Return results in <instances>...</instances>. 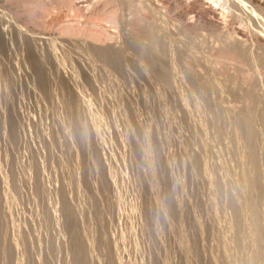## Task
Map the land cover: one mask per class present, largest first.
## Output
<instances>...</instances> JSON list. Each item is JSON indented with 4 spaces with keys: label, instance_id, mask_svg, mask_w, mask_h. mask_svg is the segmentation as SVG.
Listing matches in <instances>:
<instances>
[{
    "label": "rangeland",
    "instance_id": "374dc122",
    "mask_svg": "<svg viewBox=\"0 0 264 264\" xmlns=\"http://www.w3.org/2000/svg\"><path fill=\"white\" fill-rule=\"evenodd\" d=\"M227 1L230 2V0H0V264H235L236 262L244 264L238 262H244L243 260L246 264H254L257 252L264 256L263 245L262 248H258L261 250H258L247 241L248 239L242 242L245 245L241 243L240 246L236 245L234 231L231 228L233 220L229 218L230 216L233 219V213L231 214L232 210L229 208V211L226 206L229 197L236 195L239 189L245 190L242 186L246 187L248 185L246 183H250L255 177H258V181L262 179L259 183L264 181V159H262L264 152L260 154L262 150L264 151L262 147L264 146L262 131L264 112H259L264 109V31H262L264 0H240L244 4L245 12L236 8L234 10V6L229 5L231 2L227 4ZM206 4H212L215 10L212 11V6L210 8ZM90 9L93 11L91 12ZM250 15L254 16L255 21H251ZM165 36L168 39L163 40ZM234 37L240 40V45L244 42L241 47L245 46L243 48L245 51L236 48L237 43L235 45L233 43V40H236ZM52 38L54 40H51ZM66 39H75L76 43L75 40L65 43ZM179 39L183 40L179 42ZM224 39L226 43L223 42ZM167 40L171 42H168L169 46ZM156 41L161 45L155 44ZM174 41L184 46H179L178 49V43ZM192 41L197 46H202L197 48ZM150 43L157 45V49ZM192 43L198 50H194L193 45H189ZM229 45L233 50L225 48ZM163 48L164 56L160 52ZM157 53L160 55L158 56ZM239 55L241 57L243 55L244 60L248 58V61L242 62ZM162 56L165 58L163 59ZM190 56H193L191 60L187 59ZM246 56L248 57L245 58ZM252 57L254 62H259L254 63ZM232 59L235 60L232 62ZM199 65H202L201 68ZM179 74L186 78L181 76L183 78L180 80ZM215 79L217 81L212 82ZM183 80L189 86L183 84ZM184 86L188 90H184ZM195 99H198V105ZM203 102L204 106L201 105ZM207 106L210 110H206L205 113ZM227 108L228 112H226ZM202 113L206 115L203 116ZM211 114L214 116L211 117ZM225 114L228 115L224 116ZM229 114L233 116L230 117ZM254 114L255 117H251ZM258 114L260 118L263 115V120L261 118L263 122L258 120L259 117L257 119ZM228 116L234 117L233 121ZM208 118L210 120H207ZM218 118L219 121L215 120ZM209 121L212 123H208ZM215 121L221 122V125ZM222 121L226 124L224 125ZM255 121H260L262 125ZM206 124L209 130L206 129ZM213 125L217 132L214 131ZM259 125L262 129H258ZM247 126L250 128L248 129ZM251 126L256 128L253 129ZM230 127H235L232 128L231 133H229L232 131ZM251 128L256 132L253 136L255 137L256 134L258 136L254 145H257L258 149L259 146L262 148L256 150L255 147V152H260L259 155H254L255 163H258L256 167L260 169L256 168L258 170L249 173L250 164L253 165V162L244 155L248 151V148H245L248 143H244L247 142L246 131L252 132ZM218 129L226 130L229 134L225 131L223 135L222 131L219 136ZM234 129L239 134L237 137L240 141L236 140L237 134ZM212 130L214 132H211ZM238 130H241L243 137ZM207 131L210 133H206ZM208 134L215 136L210 137ZM226 135L234 136L232 138L234 141ZM243 139L246 142L242 143ZM257 140L261 144L257 143ZM234 142L240 144L233 145ZM222 143L226 144L225 147L231 144L232 149L221 147ZM238 146H241L242 150ZM229 150H233L235 154ZM213 152H219L220 155L226 153L223 154L225 157L218 155V158L220 157L221 160L225 158L226 161L232 155H235V158L237 156L239 160L232 156L231 159L234 160L230 159L228 162L232 161L234 164L238 162L236 166L245 163L244 169L243 166L241 169L237 166L238 170H235L236 166L233 163H227L237 172L233 175L232 168L226 167L225 160L221 163L220 159L215 158L216 161L213 159L216 154ZM259 160L262 162H258ZM261 163L263 167H260ZM216 165L219 171H212L214 167L216 169ZM223 167L226 169L224 170ZM227 170L228 172H225ZM229 170L230 174H228ZM243 173L248 174L249 178ZM254 174L255 176H252ZM237 176H242V180ZM228 178L231 183L235 181L233 185L229 183ZM236 178L239 179L238 182L244 179L245 181L240 182L242 184L240 185L236 183ZM217 180L222 181V184ZM223 184L228 185H224L228 192ZM259 185L263 189L264 187L262 184H257L259 195L262 194L260 198H264V192H260L264 190L260 189ZM232 186H236L238 190L233 189ZM223 188L226 191L224 193ZM216 190H222L221 194ZM233 190L236 192L231 195L230 192ZM241 190L236 196L246 197L245 191ZM215 191L222 196L218 197ZM226 193H230V196ZM116 199L119 200L117 203ZM263 200H261L260 214L264 217ZM218 202L221 203V207ZM219 212L224 214L222 216L225 219L220 217ZM245 215L242 218L244 221L242 225L248 229V225L251 226L252 223L246 215L247 221ZM220 219L223 221L220 222ZM227 223L232 226L229 227ZM227 226L228 230L231 228L230 231L227 230ZM220 227L224 229L226 227V230ZM247 229L243 230L245 235ZM228 234L230 237L227 236ZM227 237L229 240H226ZM231 237L234 240H231ZM221 241L225 242L221 243ZM232 241L234 244L229 245ZM248 242L252 247L246 246L249 245ZM226 245L232 247L234 251L228 249ZM243 246L244 250L240 252ZM246 247L251 253L245 251ZM252 248L256 253L251 251ZM229 251L232 253H228ZM234 252H238L239 254L236 255L239 256ZM221 253L226 254V257ZM240 254L246 255L243 257ZM231 255L235 256L233 261ZM251 258L253 261L250 260Z\"/></svg>",
    "mask_w": 264,
    "mask_h": 264
},
{
    "label": "bare ground",
    "instance_id": "6f19581e",
    "mask_svg": "<svg viewBox=\"0 0 264 264\" xmlns=\"http://www.w3.org/2000/svg\"><path fill=\"white\" fill-rule=\"evenodd\" d=\"M94 1H95V0H94ZM98 1H99V0H98ZM133 1H134V0H133ZM181 1H182V0H181ZM186 1H187V0H186ZM202 1H203V0H202ZM217 1H218V0H217ZM261 1H262V0H261ZM261 1H260V2H261ZM89 2H90V1H89ZM107 2H108V1H107ZM115 2H116V1H115ZM121 2H122V1H121ZM125 2H126V1H125ZM140 2H141V1H140ZM212 2H213V1H212ZM230 2H231V4H229V5H230V6L233 5V6H234V10H235V8L238 9V10H243V9H244V6H243L244 4H242V2H241L240 0H230ZM230 2L227 1V4L230 3ZM105 3H106V2H105ZM198 3H199V2H198ZM206 3H208V2L206 1ZM209 3H210V2H209ZM112 4H114V3H112ZM127 4H128V3H127ZM144 4H145V3H144ZM204 4H205V3H204ZM86 5H87V4H86ZM108 5H109V4H108ZM117 5H118V4H117ZM120 5H121V3H120ZM136 5H137V4H136ZM202 5H203V4H202ZM206 5H209V4H206ZM206 5H205V7H206ZM81 6H83V5H81ZM110 6H111V5H110ZM125 6H126V5H125ZM138 6H140V5H138ZM187 6H188V5H187ZM209 6H210V8H211L212 4L209 5ZM218 6H220V5L218 4ZM90 7H91V5H90ZM90 7H89V8H90ZM106 7H107V5H106ZM111 7H112V6H111ZM133 7H134V6H133ZM148 7H149V6H148ZM205 7H204V8H205ZM207 7H208V6H207ZM81 8H82V7H81ZM104 8H105V7H104ZM120 8H121V7H120ZM208 8H209V7H208ZM214 8H216V5H215ZM225 8H226V7H225ZM92 9H93V8H92ZM98 9H99V8H98ZM105 9H106V8H105ZM105 9H104V10H105ZM107 9H108V8H107ZM129 9H130V8H129ZM140 9H141V8H140ZM160 9H161V8H160ZM232 9H233V8H232ZM88 10H89V9H88ZM118 10H119V9H118ZM135 10H136V9H135ZM161 10H162V9H161ZM211 10H212V11L215 10V9H213V6H212ZM238 10H237V11H238ZM86 11H87V10H86ZM90 11L92 12L93 10L90 9ZM99 11H100V10H99ZM99 11H98V12H99ZM129 11L131 12V10H129ZM133 11H134V10H133ZM137 11H138V10H137ZM217 11H218V9H217ZM222 11H223V10H222ZM226 11H227V10H226ZM230 11H231V10H230ZM243 11H244V10H243ZM263 11H264V10H263ZM98 12H97V13H98ZM108 12H109V11H108ZM110 12H111V10H110ZM112 12L114 13L113 10H112ZM122 12H123V11H122ZM227 12H228V11H227ZM244 12H245V11H244ZM113 13H112V15H114ZM124 13H125V12H124ZM124 13H123V14H124ZM136 13H137V12H136ZM217 13H218V12H217ZM235 13H236V12H235ZM92 14H93V13H92ZM95 14H96V13H95ZM99 14H100V13H99ZM212 14H213V13H212ZM245 14H246V13H245ZM249 14H250V13H249ZM254 14H255V13H254ZM262 14H264V13H262ZM103 15H104V14H103ZM119 15H120V14H119ZM125 15H126V14H125ZM190 15H191V14H190ZM208 15H210V14H208ZM214 15H215V14H214ZM256 15H257V14H256ZM101 16H102V15H101ZM121 16H122V15H121ZM123 16H124V15H123ZM128 16H129V15H128ZM162 16H163V15H162ZM262 16H264V15H262ZM262 16H261V17H262ZM42 17H43V16H42ZM126 17H127V15H126ZM130 17H131V16H130ZM130 17H129V18H130ZM165 17H166V16H165ZM237 17H238V16H237ZM129 18H128V19H129ZM131 18H132V17H131ZM152 18H153V17H152ZM184 18H185V17H184ZM230 18H231V17H230ZM248 18H249V16H248ZM255 18H256V17H255ZM258 18H259V17H258ZM36 19H37V18H36ZM122 19H123V18H122ZM240 19H241V17H240ZM250 19H251V21H252V20L255 21L254 16L252 17V16L250 15ZM259 19H260V18H259ZM34 20H35V19H34ZM34 20H33V21H34ZM72 20H74V18H73ZM120 20H121V19H120ZM129 20H130V19H129ZM166 20H167V19H166ZM37 21H38V20H37ZM69 21H70V19H69ZM88 21H89V20H88ZM123 21H124V19H123ZM125 21H126V20H125ZM152 21H153V20H152ZM159 21H160V19H159ZM167 21H168V20H167ZM172 21H173V20H172ZM172 21H171V22H172ZM174 21H176V20H174ZM253 21H252V22H253ZM155 22H156V21H155ZM157 22H158V21H157ZM162 22H163V21H162ZM220 22H221V21H220ZM243 22L245 23L244 20H243ZM261 22H262V21H261ZM17 23H19V22H17ZM26 23H27V22H26ZM29 23H31L30 20H29ZM35 23H36V22H35ZM73 23H74V22H73ZM73 23H72V25H73ZM76 23H77V22H76ZM76 23H75V24H76ZM78 23L80 24V22H78ZM117 23H118V22H117ZM124 23H125V22H124ZM153 23H154V22H153ZM160 23H161V21L159 22V24H160ZM163 23H164V22H163ZM249 23H250V21H249ZM36 24H37V23H36ZM36 24H34V25H36ZM66 24H67V23H66ZM68 24H69V22H68ZM82 24H83V23H82ZM154 24H156V23H154ZM157 24H158V23H157ZM161 24H162V23H161ZM161 24H160V25H161ZM174 24H175V23H174ZM215 24H216V23H215ZM242 24H243V23H242ZM254 24H255V23H254ZM263 24H264V23H263ZM24 25H25V23H24ZM57 25H58V24H57ZM93 25H94V24H93ZM93 25H92V26H93ZM120 25H123V24H120ZM126 25H127V24H126ZM247 25H248V24H247ZM257 25H258V24H257ZM26 26H27V25H26ZM30 26H31V25H30ZM38 26H40V25H38ZM59 26H60V25H59ZM65 26H66V25H65ZM67 26H69V25H67ZM82 26H83V25H82ZM90 26H91V25H90ZM90 26H87V27L90 28ZM98 26H99V25H98ZM127 26H128V25H127ZM148 26H149V25H148ZM174 26H175V25H174ZM254 26H255V25H254ZM24 27H25V26H24ZM121 27H122V26H121ZM125 27H126V26H125ZM154 27H156V26H154ZM160 27H161V26H160ZM162 27H163V26H162ZM171 27H173V26H171ZM175 27H176V26H175ZM191 27H192V26H191ZM257 27H259V26H257ZM33 28H34V26H33ZM36 28H38V27H36ZM60 28H62V27H60ZM60 28H59V29H60ZM66 28H67V27H66ZM66 28H65V29H66ZM84 28H85V27H84ZM117 28H118V26H117ZM163 28H165V27H163ZM163 28H162V29H163ZM169 28H170V27H169ZM169 28H168V29H169ZM262 28H263V27H262ZM54 29H55V28H54ZM68 29H69V28H68ZM115 29H116V28H115ZM151 29H152V27H151ZM246 29H247V28H246ZM253 29H254V28H253ZM28 30H29V29H28ZM28 30H27V31H28ZM38 30H39V29H38ZM38 30H37V31H38ZM55 30H57V29H55ZM55 30H54V31H55ZM180 30H181V29H180ZM195 30H196V29H195ZM216 30H217V29H216ZM223 30H224V28H223ZM243 30H245V29H243ZM39 31H40V30H39ZM43 31H44V30H43ZM167 31H168V30H167ZM192 31H193V30H192ZM259 31H260V30H259ZM262 31H264V30H262ZM35 32H36V31H35ZM126 32H127V31H126ZM152 32H153V31H152ZM155 32H156V31H155ZM180 32H181V31H180ZM198 32H199V31H198ZM247 32H249V31H247ZM247 32H246V33H247ZM252 32H253V31H252ZM255 32H256V31H255ZM30 33H31V32H30ZM36 33H37V32H36ZM55 33H56V32H55ZM68 33H69V32H68ZM122 33H123V32H122ZM128 33H129V32H128ZM176 33H177V32H176ZM181 33H182V32H181ZM229 33H230V32H229ZM231 33H232V32H231ZM236 33H237V32H236ZM118 34H119V33H118ZM133 34H134V33H133ZM150 34H151V33H150ZM161 34H162V33H161ZM183 34H184V33H183ZM214 34H215V33H214ZM224 34L226 35V33H224ZM39 35H40V34H39ZM39 35H38V36H39ZM42 35H43V34H42ZM47 35H49V34H47ZM50 35H52V34H50ZM54 35H55V34H54ZM88 35H90V34H88ZM125 35H126V34H125ZM144 35H145V34H144ZM151 35H153V33H152ZM177 35H178V34H177ZM180 35H181V34H180ZM198 35H199V34H198ZM201 35H202V34H201ZM206 35H207V34H206ZM209 35H210V33H209ZM209 35H208V36H209ZM219 35H220V33H219ZM222 35H223V34H222ZM239 35H240V34H239ZM239 35H238V36H239ZM43 36H45V35H43ZM168 36H169V35H168ZM178 36H179V35H178ZM178 36H177V37H178ZM192 36H193V35H192ZM210 36H211V35H210ZM215 36H216V35H215ZM240 36H241V35H240ZM247 36H248V35H247ZM253 36H254V35H253ZM261 36H262V35H261ZM46 37H47V36H46ZM48 37H49V36H48ZM55 37H57V36H55ZM55 37H54V38H55ZM64 37H65V36H64ZM69 37H70V36H69ZM91 37H92V36H91ZM128 37H129V36H128ZM160 37H161V36H160ZM189 37H190V36H189ZM217 37L219 38V36H217ZM49 38H51V37H49ZM71 38H72V37H71ZM79 38H80V37H79ZM120 38H121V37H120ZM151 38H152V37H151ZM157 38H158V37H157ZM163 38H164V36H163ZM163 38H158V39H161V40H162ZM166 38H167V37L165 36V39H163V40H166ZM169 38L171 39V37H169ZM208 38H209V37H208ZM211 38H212V37H211ZM229 38H231V37H229ZM234 38H235V37H234ZM251 38H252V37H251ZM263 38H264V37H263ZM43 39H44V38H43ZM89 39H90V38H89ZM89 39H88V40H89ZM115 39H116V38H115ZM167 39H168V38H167ZM175 39H178V38H175ZM183 39H184V38H183ZM183 39H181V40H183ZM186 39H187V38H186ZM191 39H192V38H191ZM197 39H198V38H197ZM216 39H217V38H216ZM219 39H220V38H219ZM219 39H218V41H219ZM221 39H222V38H221ZM235 39H236V40H233V43H234V45H235L236 43L238 44V47H237V44H236V48H239V49H240L239 51H245V49H243L245 46H244L243 48L241 47L242 44L244 45V42L240 45V44H239V43H240V40H238L237 38H235ZM245 39H246V38H245ZM37 40H38V39H37ZM39 40H40V39H39ZM51 40H54V39L52 38ZM57 40H59V39H57ZM57 40H56V41H57ZM61 40H62V39H61ZM64 40H65V39H64ZM66 40H67V41H64V42H65V43H66V42L68 43V42H70L69 40H71V39H66ZM72 40H75V39H72ZM72 40H71V41H72ZM147 40H148V39H147ZM161 40H160V41H161ZM181 40L179 39V42H180ZM193 40H194V39H193ZM212 40H213V38H212ZM227 40H229V39H227ZM34 41H35V40H34ZM40 41H41V40H40ZM153 41H155V40L153 39ZM153 41H151V43H152ZM184 41H185V39H184ZM187 41H188V40H187ZM197 41H198V40H197ZM206 41H207V38H206ZM213 41H216V40H213ZM220 41H221V40H220ZM225 41H226V39L223 40L224 43H226ZM229 41H230V40H229ZM250 41H251V40H250ZM41 42H42V41H41ZM41 42H40V43H41ZM57 42H58V41H57ZM64 42H63V43H64ZM72 42H73V41H72ZM74 42L76 43V40H75ZM80 42H81V41H80ZM147 42H149V41H147ZM168 42H170V40H169V41L167 40L166 43L168 44ZM174 42H175V43H178L177 48H178L179 46L182 45V44H180V43L177 42V41H174ZM188 42H189V41H188ZM192 42H193V41H192ZM231 42H232V40H231ZM231 42H230V43H231ZM53 43H54V42H53ZM115 43H116V42H115ZM151 43H150V44H151ZM154 43L157 44V41L154 42ZM170 43H171V42H170ZM172 43H173V42H172ZM175 43H174V44H175ZM182 43H183V42H182ZM186 43H187V42H186ZM189 43H191V42H189ZM193 43L197 46V44H196L195 42H193ZM193 43H192V44H189V45H193V49H194V50H195V49L198 50L197 48L202 46V45L200 44V43H201V42H200L199 44H200L201 46H197V48H196L195 45H194ZM197 43H198V42H197ZM218 43H219V42H218ZM227 43H228V42H227ZM54 44H55V43H54ZM69 44H72V43H69ZM73 44H74V43H73ZM73 44H72V45H73ZM112 44H113V43H112ZM118 44H119V43H118ZM144 44H145V43H144ZM148 44H149V43H148ZM162 44H163V43H162ZM174 44H173V45H174ZM179 44H180V45H179ZM183 44H184V43H183ZM199 44H198V45H199ZM212 44H214V43H212ZM216 44H217V43H216ZM252 44H253V43H252ZM257 44H259V43H257ZM34 45H35V44H34ZM43 45H44V43H43ZM66 45H67V44H66ZM151 45H152V44H151ZM151 45H150V46H151ZM157 45H161V44L158 43ZM157 45H156V46H157ZM164 45H165V42H164ZM164 45H163V47H165ZM171 45H172V44H170V47H171ZM218 45H219V44H218ZM220 45H221V44H220ZM224 45H226V44H224ZM232 45H233V44L231 43V46H232ZM247 45H248V44H247ZM247 45H246V46H247ZM260 45H261V44H260ZM36 46H37V45H36ZM41 46H42V45H41ZM53 46H54V45H53ZM62 46H64V45H62ZM75 46H76V45H75ZM79 46H80V45H79ZM89 46H90V45H89ZM96 46H97V44H96ZM112 46H113V45H112ZM115 46H117V44H116ZM152 46H154V44H153ZM152 46H151V47H152ZM156 46H154V47H156ZM168 46H169V44H168ZM183 46H184V45H183ZM183 46H181V47H183ZM213 46H214V45H213ZM231 46L229 45V46H227V47H225V48H227L228 50H233V48L230 49ZM239 46H240L241 48H240ZM250 46H251V45H250ZM262 46H263V45H262ZM38 47H39V45H38ZM120 47H121V46H120ZM148 47H149V46H148ZM211 47H212V46H211ZM228 47H229V48H228ZM56 48H57V47H56ZM73 48H74V47H73ZM107 48H108V47H107ZM113 48H114V47H113ZM117 48H118V46H117ZM158 48H159V47H158ZM177 48H176V49H177ZM188 48H189V46H188ZM218 48H219V47H218ZM247 48H248V47H247ZM39 49H40V48H39ZM59 49H60V48H59ZM66 49H67V48H66ZM78 49H79V47H78ZM89 49H90V48H89ZM121 49H122V48H121ZM150 49H151V48H150ZM154 49H155V48H153V50H154ZM156 49H157V47H156ZM178 49H180V48H178ZM178 49H177V52H178ZM199 49H200V48H199ZM207 49H208V48H207ZM211 49H212V48H211ZM220 49H221V48H220ZM227 49H226V50H227ZM241 49H243V50H241ZM68 50H69V49H68ZM79 50H80V49H79ZM84 50L86 51V49H84ZM114 50H115V49H114ZM153 50H152V51H153ZM166 50H167V49H166ZM189 50H190V49H189ZM200 50H201V49H200ZM215 50L217 51L218 49H215ZM228 50H227V51H228ZM46 51H47V50H46ZM48 51H49V50H48ZM62 51H63V50H62ZM70 51H72V50L70 49ZM88 51H89V50H88ZM91 51H92V47H91ZM152 51H151V52H152ZM158 51H159V50H158ZM158 51H157V52H158ZM162 51H165L164 48H163V50H162V49L160 50V52H162ZM181 51H182V50H181ZM247 51H248V50H247ZM249 51H250V49H249ZM263 51H264V50H263ZM263 51H262V52H263ZM76 52H77V51H76ZM153 52H154V51H153ZM155 52H156V51H155ZM188 52H189V51H188ZM195 52H197V51H195ZM200 52H201V51H200ZM218 52H219V51H218ZM230 52H233V51H230ZM251 52H252V51H251ZM41 53H42V52H41ZM49 53H50V52H49ZM49 53H46V54H49ZM62 53H63V52H62ZM66 53H67V52H66ZM69 53H70V52H69ZM78 53H79V51H78ZM82 53H84V52L82 51ZM88 53H90V52H88ZM93 53H94V52H93ZM220 53H221V52H220ZM226 53H227V52H226ZM226 53H225V54H226ZM239 53H241V52H239ZM247 53H248V52H247ZM263 53H264V52H263ZM38 54H39V53H38ZM42 54H43V53H42ZM70 54H71V53H70ZM74 54H75V53H74ZM76 54H77V53H76ZM76 54H75V55H76ZM79 54H80V53H79ZM84 54H86V53H84ZM158 54H159V53H157V55H158ZM162 54H163V56H164L165 53L162 52ZM162 54H161V55H162ZM175 54H176V53H175ZM182 54H183V51H182ZM186 54H187V53H186ZM186 54H185V55H186ZM194 54H195V53H194ZM202 54H203V53H202ZM211 54H212V53H211ZM211 54H210V55H211ZM249 54H250V53H249ZM44 55H45V54H44ZM49 55H50V54H49ZM63 55H64V54H63ZM72 55H73V54H72ZM154 55H155V54H154ZM157 55H156V56H157ZM159 55H160V54H159ZM159 55H158V56H159ZM167 55H168V54H167ZM187 55H188V54H187ZM190 55H191V53H190ZM197 55H198V54H197ZM199 55H200V54H199ZM206 55H207V54H206ZM212 55H213V54H212ZM231 55H232V54H231ZM235 55H236V54H235ZM243 55H244V54H243ZM243 55H242V57H241V55H239V56L241 57L242 62H243V61L245 62V60L248 61V58H247L248 56L245 57V58H247V59H245V60L242 59V58H243ZM80 56H81V55H80ZM80 56H76V57L78 58V57H80ZM92 56H93V55H92ZM163 56H162V58H163ZM172 56H175V55L172 54ZM220 56H221V54H220ZM228 56H229V55H228ZM263 56H264V55H263ZM45 57H46V56H45ZM45 57H44V58H45ZM53 57H54V56H53ZM82 57H84V55H83ZM86 57H87V56H86ZM160 57H161V56H160ZM191 57H193V56H190V57L187 58V59H190ZM196 57H197V56H196ZM232 57H233V56H232ZM235 57H236V56H235ZM235 57H234V58H235ZM80 58H81V57H80ZM164 58H165V57H164ZM164 58H163V59H164ZM169 58H170V57H169ZM229 58H230V57H229ZM252 58H253V57H252ZM252 58H251L250 60H252ZM263 58H264V57H263ZM174 59H176V58H174ZM187 59H186V60H187ZM209 59H210V58H209ZM258 59H259V57H258ZM63 60H64V59H63ZM68 60H69V59H67V62H69ZM78 60H79V59H78ZM157 60H158V59H157ZM178 60H181V59H178ZM190 60H191V59H190ZM194 60H195V59H194ZM196 60H198V59H196ZM228 60H229V59H228ZM233 60H235V59H232V62H233ZM41 61H42V60H41ZM71 61H72V60H71ZM188 61H189V60H188ZM192 61H193V60H192ZM201 61H202V60H201ZM229 61H230V60H229ZM247 61H246V62H247ZM255 61H256V60H255ZM260 61H261V58H260ZM160 62H161V61H160ZM170 62H171V61H170ZM173 62L175 63V61H173ZM183 62H185V61H183ZM235 62H236V61H235ZM250 62H252V61H250ZM253 62H254V58H253ZM253 62H252L251 64H253ZM258 62H259V61H258ZM258 62H254V63H258ZM165 63H166V62H165ZM171 63H172V62H171ZM174 63H173V64H174ZM177 63H178V62H177ZM189 63H192V62H189ZM196 63H197V62H196ZM228 63H229V62H228ZM248 63H249V62H248ZM248 63H247V64H248ZM261 63H262V62H261ZM261 63H259V64H261ZM44 64H45V63H44ZM47 64H48V63H47ZM59 64H60V63H59ZM178 64H179V63H178ZM206 64H207V63H206ZM213 64H214V63H213ZM232 64H234V63H232ZM236 64H237V63H236ZM240 64H241V63H240ZM259 64H257V66H259ZM263 64H264V63H263ZM170 65H171V64H170ZM182 65H183V64H182ZM196 65H197V64H196ZM234 65H235V64H234ZM249 65H250V64H249ZM255 65H256V64H255ZM183 66H184V65H183ZM199 66H200V65H199ZM201 66H202V65H201ZM201 66H200V68H201ZM223 66H224V65H223ZM223 66H222V67H223ZM235 66H236V65H235ZM250 66H251V65H250ZM250 66H249V67H250ZM257 66H256V67H257ZM192 67H193V65H192ZM192 67H191V68H192ZM195 67H196V66H195ZM244 67H246V66H244ZM252 67H253V66H252ZM254 67H255V66H254ZM54 68H55V67H54ZM54 68H53V69H54ZM69 68H70V67H69ZM69 68H67V69H69ZM76 68H77V66H76ZM162 68H163V67H162ZM176 68H177V66H176ZM240 68H241V66H240ZM257 68H258V67H257ZM263 68H264V67H263ZM206 69H207V68H206ZM232 69H233V68H232ZM248 69H250V68H247V70H248ZM49 70H50V69H49ZM185 70H186V69H185ZM191 70H192V69H191ZM202 70H203V69H202ZM208 70H209V69H208ZM245 70H246V69H245ZM258 70H259V69H258ZM203 71H204V70H203ZM203 71H201V72H203ZM254 71H255V70H254ZM261 71H262V70H261ZM261 71H260L259 73H261ZM54 72H55V71H54ZM178 72H179V71H178ZM205 72H206V70H205ZM247 72H248V71H247ZM203 73H204V72H203ZM215 73H216V72H215ZM256 73H257V72H256ZM256 73H255V74H256ZM263 73H264V72H263ZM74 74H75V73H74ZM79 74H80V73H79ZM177 74H178V73H177ZM180 74H181V73H180ZM180 74H179V75H180ZM184 74H186V73L184 72ZM238 74H239V73H238ZM248 74H249V73H248ZM52 75H53V74H52ZM186 75H187V74H186ZM196 75H197V73H196ZM228 75H229V74H228ZM242 75H243V74H242ZM78 76H79V75H78ZM181 76L184 77V75H180V77H178L180 80L183 78V77L181 78ZM187 76H188V75H187ZM194 76H195V75H194ZM211 76H212V74H211ZM213 76H214V75H213ZM231 76H233V75H231ZM246 76H247V75H246ZM195 77H196V76H195ZM220 77H221V76H220ZM224 77H225V76H224ZM227 77H228V76H227ZM227 77H226V78H227ZM243 77H245V76L243 75ZM74 78H75V77H74ZM74 78H73V79H74ZM184 78H186V77H184ZM193 78H194V77H193ZM216 78H217V77H216ZM234 78H235V77H234ZM249 78H250V76H249ZM255 78H256V77H255ZM73 79L71 80V83H72ZM189 79H190V77H189ZM263 79H264V78H263ZM167 80H168V79H167ZM172 80H173V79H172ZM174 80H175V79H174ZM195 80H196V78H195ZM220 80H221V79H220ZM231 80H232V79H230V81H231ZM75 81H76V80H75ZM80 81H81V79H80ZM82 81H83V80H82ZM202 81H203V80H202ZM216 81H217V79H215V81H212V82H216ZM224 81H225V80H224ZM234 81H235V80H234ZM247 81H248V80H247ZM254 81H255V80H254ZM179 82H180V81H179ZM203 82H204V81H203ZM203 82H202V83H203ZM222 82H223V81H222ZM238 82H240V80H239ZM258 82H259V81H258ZM260 82H261V81H260ZM77 83H78V81H77ZM181 83H182V81H181ZM199 83H200V81H199ZM202 83H201V84H202ZM206 83H207V81H206ZM206 83H205V84H206ZM217 83H219V81H218ZM230 83H231V82H230ZM246 83H247V82H246ZM250 83H251V82H250ZM263 83H264V82H263ZM72 84H73V83H72ZM81 84H82V83H81ZM183 84L186 85V83L184 82V80H183ZM183 84H181V85L183 86ZM205 84H204V85H205ZM213 84H215V83H213ZM220 84H221V83H220ZM78 85H79V84H78ZM82 85H83V84H82ZM191 85H192V84H191ZM217 85H218V84H217ZM245 85H246V84H245ZM252 85H253V84H252ZM74 86H75V85H74ZM182 86H181V87H182ZM186 86H189V85L187 84ZM213 86H215V85H213ZM235 86H236V85H235ZM237 86H238V84H237ZM256 86H257V85H256ZM178 87H179V86H178ZM181 87H180V90H181ZM184 87H185V86H184ZM184 87H183V88H184ZM209 87H210V86H209ZM218 87H219V85H218ZM223 87H224V86H223ZM243 87H244V86H243ZM250 87H251V86H250ZM165 88H166V87H165ZM173 88H174V87H173ZM189 88H190V87H189ZM216 88H217V86H216ZM248 88H249V87H248ZM255 88H257V87H255ZM74 89H75V88H74ZM87 89H88V88H87ZM178 89H179V88H177V90H178ZM207 89H209V88H207ZM219 89H220V87H219ZM219 89H218V92H219ZM222 89H223V88H222ZM225 89H226V88H225ZM249 89H250V88H249ZM257 89H258V88H257ZM80 90H81V89H80ZM85 90H86V89H85ZM169 90H170V89H169ZM177 90H176V91H177ZM184 90H188V89H186V87H185ZM189 90H191V89H189ZM192 90H193V85H192ZM228 90H229V89H228ZM233 90H235V89H233ZM241 90H243V89H241ZM172 91H173V90H172ZM181 91H182V90H181ZM247 91H248V90H247ZM75 92H76V91H75ZM170 92H171V91H170ZM182 92H183V91H182ZM187 92H188V91H187ZM189 92H192V91H189ZM214 92H216V91H214ZM225 92H226V91H225ZM242 92H244V91H242ZM250 92H251V91H250ZM259 92H260V91H259ZM83 93H84V92H83ZM174 93H175V92H174ZM183 93H185V92H183ZM183 93H182V94H183ZM230 93H232V92H230ZM255 93H256V92H255ZM190 94H191V93H190ZM244 94H245V93H244ZM249 94H250V93H249ZM81 95H82V94H81ZM216 95H217V94H216ZM225 95H226V94H225ZM227 95H228V94H227ZM231 95H232V94H231ZM246 95H247V94H246ZM263 95H264V94H263ZM263 95H262V96H263ZM85 96H87V95H85ZM190 96H191V95H190ZM190 96H189V97H190ZM193 96H194V95H193ZM198 96H199V95H198ZM217 96H218V95H217ZM229 96H230V95H229ZM215 97H216V96H215ZM227 97H228V96H227ZM231 97H232V96H231ZM236 97H237V96H236ZM242 97H244V96H242ZM242 97H241V98H242ZM255 97H256V96H255ZM263 97H264V96H263ZM180 98H181V97H180ZM183 98H184V97H183ZM183 98H182V99H183ZM186 98H187V97H186ZM199 98H200V97H199ZM199 98H198V99H199ZM211 98H212V97H211ZM222 98H223V97H222ZM241 98H240V99H241ZM260 98H262L261 95H260ZM260 98H258V99L260 100ZM191 99H192V98H191ZM198 99H195V100H196V103H197V100H198ZM202 99H203V98H202ZM213 99H215V98H213ZM234 99H235V98H234ZM234 99H232V100H234ZM249 99H250V98H249ZM252 99H254V98H252ZM256 99H257V98H256ZM262 99H263V98H262ZM262 99H261V101H262ZM242 100H244V99H242ZM246 100H247V98H246ZM250 100H251V99H250ZM84 101H86V100H84ZM188 101H189V100H188ZM213 101H214V100H212V102H213ZM222 101H223V99H222ZM234 101H236V100H234ZM251 101H252V100H251ZM263 101H264V100H263ZM199 102H200V101H199ZM219 102H220V101H219ZM225 102H226V101H225ZM225 102H223V103H225ZM237 102H238V101H237ZM244 102H245V101H244ZM253 102H254V100H253ZM183 103H184V102H183ZM194 103H195V102H194ZM213 103H214V102H213ZM226 103H227V102H226ZM260 103H261V102H260ZM88 104H89V103H88ZM184 104H185V103H184ZM191 104H192V103H191ZM198 104H199V103H197L196 105H198ZM203 104H204V102H203L201 105H203ZM206 104H208V103H206ZM209 104H210V103H209ZM215 104H216V103H215ZM220 104H222V103H220ZM228 104H229V103H228ZM240 104H241V103H240ZM243 104H244V103H243ZM263 104H264V103H263ZM186 105H187V104H186ZM218 105H219V104H218ZM225 105H226V104H225ZM250 105H251V104H250ZM190 106H191V105H190ZM192 106H193V105H192ZM203 106H204V105H203ZM220 106H221V105H220ZM222 106H223V105H222ZM222 106H221V107H222ZM231 106H234V105H231ZM240 106H241V105H240ZM244 106H245V105H244ZM251 106H252V105H251ZM251 106H250V107H251ZM260 106H261V105H260ZM199 107H200V106H199ZM213 107H215V105H214ZM247 107H248V106H247ZM254 107H256V106H254ZM258 107H259V106H258ZM258 107H257V108H258ZM262 107H263V105H262ZM200 108H201V107H200ZM204 108H205V107H204ZM206 108H207V109H205V113H206V110H210V108H208V106H207ZM216 108H217V107H216ZM234 108H235V106H234ZM260 108H261V107H260ZM218 109H219V108H218ZM235 109H236V108H235ZM197 110H198V109H197ZM203 110H204V109H203ZM239 110H240V109H239ZM263 110H264V109L262 108V111H259V112H264ZM194 111H195V110H194ZM211 111H212V110H211ZM231 111H232V110H231ZM195 112H196V111H195ZM208 112H209V111H208ZM221 112H222V111H221ZM226 112H228V108H227V111H226ZM229 112H230V111H229ZM233 112H235V110H233ZM241 112H242V111H241ZM243 112H244V111H243ZM243 112H242V113H243ZM205 113H204V114L202 113L203 116L206 115ZM210 113H212V112H210ZM224 113H225V112H224ZM231 113H232V112H231ZM231 113H230V114H231ZM254 113H255V112H254ZM90 114H91V113H90ZM195 114H196V113H195ZM207 114H208V113H207ZM212 114H213V113H212ZM212 114H211V117L214 116V115H212ZM214 114H215V117H216V116H217V115H216V114H217V111H216V113L214 112ZM219 114H221V113H219ZM230 114H229L230 117L233 116V115H230ZM96 115H97V114H96ZM208 115H210V114H208ZM208 115H207V116H208ZM227 115H228V114H225L224 116H227ZM242 115H243V114H242ZM246 115H247V113H246ZM256 115H257V113H256ZM260 115H261V114H260ZM263 115H264V113H263ZM263 115H261V118L263 117ZM198 116H199V115H198ZM201 116H202V115H201ZM203 116H202V117H203ZM218 116H219V115H218ZM229 116H228V117H229ZM238 116H239V115H238ZM99 117H101V116H99ZM199 117H200V116H199ZM215 117H214V118H215ZM230 117H229V119H230L231 121H233L232 118H234L235 115H234V117H232V118H230ZM248 117H249V115H248ZM248 117H247V118H248ZM251 117H255V114H254L253 116H251ZM258 117L260 118L259 114H258V116H257V119H258ZM94 118H95V117H94ZM204 118H205V117H204ZM220 118H221V116H220ZM224 118H225V117H224ZM261 118L258 119V120H261ZM91 119H92V118H91ZM199 119H201V117H200ZM221 119H222V118H221ZM221 119H220V120H221ZM225 119L228 120V118H225ZM240 119H242V117H241ZM250 119H251V118H250ZM203 120H204V119H203ZM207 120H210V119L208 118ZM211 120H212V118H211ZM215 120H218V121H219V118H218V119H215ZM223 120H224V119H223ZM235 120H237V119H235ZM243 120H244V119H243ZM262 120H263V118H262ZM262 120H261V122H263ZM200 121H201V120H200ZM204 121H205V120H204ZM212 121H214V119H213ZM218 121H215V122H218ZM237 121H239V120H237ZM250 121H252V120H250ZM253 121H254V119H253ZM95 122H96V121H95ZM97 122H98V121H97ZM215 122H214V123H215ZM223 122H225V121H222V123H223ZM227 122H228V121H227ZM234 122H235V121H234ZM255 122H260V121H255ZM261 122H260V124H261ZM199 123H202V122H199ZM205 123H206V122H205ZM208 123H212V122L209 121ZM208 123H207V124H208ZM218 123H219V122H218ZM231 123L233 124V122H231ZM231 123H230V126L232 125ZM252 123H254V122H252ZM263 123H264V122H263ZM102 124H103V123H102ZM193 124H194V122H193ZM207 124H206V126H207ZM223 124H224V123H223ZM225 124H226V123H225ZM225 124H224V125H225ZM227 124H228V123H227ZM239 124H241V123L239 122ZM239 124L237 123V126H238ZM254 124H255V123H254ZM256 124H257V123H256ZM106 125H108V124H106ZM203 125H204V124H203ZM209 125L212 126V124H209ZM219 125H221V122L219 123ZM241 125H242V124H241ZM261 125H262V124H261ZM211 126H210V128H212ZM215 126H217V125L215 124ZM222 126H223V125H222ZM222 126H221V127H222ZM243 126H244V125H243ZM255 126H256V125H255ZM94 127H96V126H94ZM200 127H201V126H200ZM213 127H214V125H213ZM224 127H225V126H224ZM235 127H236V126H235ZM235 127H232V128H235ZM239 127H240V126H239ZM247 127H248V126H247ZM251 127H252V126H251ZM259 127H260V125H259ZM98 128H100V127H98ZM101 128H102V127H101ZM108 128H109V125H108ZM215 128H216V127H214V131L217 132V129L215 130ZM226 128H227V126H226ZM226 128H225V129H226ZM230 128H231V127H230ZM232 128H231V130H232ZM241 128H242V126H241ZM244 128H245V127H244ZM249 128H250V127H248V129H249ZM252 128H253V127H252ZM252 128H251V130H252ZM255 128H256V127H254L253 129H255ZM262 128H263L262 131L264 132V125L262 126ZM262 128L260 127V128H258V129H262ZM67 129H68V128H67ZM69 129H70V128H69ZM87 129H88V128H87ZM95 129H96V128H95ZM103 129H104V128H103ZM105 129H106V126H105ZM206 129H208V126H207ZM212 129H213V128H212ZM222 129H224V128H222ZM237 129H239V128H237ZM237 129H236V130H237ZM242 129H243V128H242ZM246 129H247V128H246ZM101 130H102V129H101ZM204 130H205V129H204ZM208 130H209V129H208ZM228 130H229V128L227 129V131H228ZM256 130H257V129H256ZM256 130H255V131H256ZM61 131H62V130H61ZM70 131H71V130H70ZM70 131H68V132H70ZM74 131H75V130H74ZM102 131H103V130H102ZM102 131H101V132H102ZM214 131L212 130L211 132H214ZM222 131L224 132V133H222V134L224 135L226 130H225V131L222 130ZM222 131H220V129H218V133H217V135H218L219 133H221ZM227 131H226V133H227ZM234 131H235V129H234ZM239 131H240L241 136H242L243 134H242L241 130H238V132H239ZM262 131H261V132H262ZM64 132H65V131H64ZM66 132H67V131H66ZM72 132H73V131H72ZM95 132H96V130H95ZM101 132H99V133H101ZM105 132H106V131H104V133H105ZM208 132H209V131H207L206 133H208ZM231 132H233V130L230 131L229 133H231ZM235 132H236V131H235ZM246 132H247V138H246L245 136H244V137L247 139V142L245 141V139H243L244 141L242 140V143H244V142H246V143H244V144H247V143H248V146H247V145H245L246 147L244 146L245 148H248V151L246 152L247 154H244L245 152L243 153L242 151H240V152H242L244 155H247V156L250 158V161L253 162V165H252V163L250 164V165H251V166H250L251 169H249V173H250V172H255V169H256V168L260 169L258 166L256 167V164H258V163H255V160H254V155H259L258 153H259L260 151H259V152H255V147H257V145H254V143H255V140H256V138H257L258 136H257V134H256L257 137H256V136L254 137V136H253V133H256V132H253V130H252V132H251L250 130H248V131H246ZM257 132H259V131H257ZM104 133H103V135H104ZM209 133H210V132H209ZM229 133H227V134H229ZM243 133H244V132H243ZM101 134H102V133H101ZM101 134H100V135H101ZM214 134H215V133H214ZM233 134H234V133H233ZM235 134H237V132H236ZM245 134H246V133H245ZM103 135H102V136H103ZM208 135H210V134H208ZM217 135H216V136H217ZM254 135H255V134H254ZM263 135H264V134H263ZM263 135H259V136H263ZM70 136H71V135H70ZM70 136H69V137H70ZM104 136H106V135H104ZM214 136H215V135H214ZM214 136H213V134L210 135V137H214ZM219 136H220V134H219ZM219 136H218V137H219ZM226 136H227V135H226ZM226 136H225V137H226ZM232 136H233V135H232ZM235 136L237 137V136H239V134H237V135H235ZM241 136H240V137H241ZM71 137H72V136H71ZM208 137H209V136H208ZM227 137H229V136H227ZM227 137H226V138H227ZM233 137H234V136H233ZM233 137H229V138L232 139ZM240 137H239V138H240ZM242 137H243V136H242ZM199 138H200V137H199ZM206 138H207V137H206ZM103 139H104V138H103ZM110 139H111V138H110ZM209 139H210V143H212L211 138H209ZM224 139H225V138H224ZM227 139H228V138H227ZM241 139H242V138H241ZM257 139H258V138H257ZM261 139H262V138H261ZM206 140H207V139H206ZM229 140H230V139H229ZM232 140L234 141V139H232ZM236 140H239L238 137H237ZM236 140H235V141H236ZM263 140H264V137H263ZM226 141H227V140H226ZM226 141H224V142H226ZM239 141H240V140H239ZM257 141H258V140H257ZM260 141H261V140H260ZM213 142H215V139L213 140ZM229 142H231V141H229ZM72 143H73V142H72ZM114 143H115V142H114ZM208 143H209V142H208ZM219 143H220V142H219ZM231 143H232V142H231ZM234 143H235V142H234ZM234 143H233V145H236V144H237V143H235V144H234ZM257 143H259V141H258ZM263 143H264V141H263ZM263 143H262V144H263ZM216 144H217V142H216ZM223 144H224V143H222L221 147H222V146L225 147L226 144H227V142H226V144H224V145H223ZM239 144H240V142H239ZM239 144H237V145H239ZM244 144H242V145H244ZM255 144H256V143H255ZM259 144H261V142H260ZM259 144H258V145H259ZM204 145H205V144H204ZM210 145H211V144H210ZM213 145L215 146V144H213ZM213 145H212V146H213ZM218 146H220V144H219ZM230 146H231V144H229V145H228L227 147H225V148L227 149V148L229 147L230 149H232V148H231L232 146H231V147H230ZM233 147H234V146H233ZM238 147H240V149L242 150V147H241V146H238ZM244 147H243V148H244ZM260 147H261V146H259V149H260ZM262 147H264V146L262 145ZM262 147H261V148H262ZM219 148H220V147H219ZM225 148H224V149H225ZM245 148H244V149H245ZM68 149H69V148H68ZM214 149H216V148H214ZM214 149H213V150H214ZM220 149L223 150L222 148H220ZM240 149H239V150H240ZM244 149H243V150H244ZM259 149H258V147L256 148V150H259ZM211 150H212V149H211ZM213 150H212V151H213ZM217 151H218V147H217ZM227 151H228V150H227ZM229 151H230V150H229ZM234 151H235V147H234ZM234 151L232 150V151H230V152H233V154H235ZM68 152H69V151H68ZM225 152H226V151H225ZM262 152H264V151H263V150L261 151V153H260L261 155H262ZM69 153H70V152H69ZM69 153H68V154H69ZM213 153H214V152H213ZM215 153H216V152H215ZM215 153H214V154H215ZM218 153H219V152L216 153L217 156H216V154H215V156L213 155V156H214L213 159H215V158L220 159V157L218 158V155H220V153H222V151H221L219 154H218ZM255 153H256V154H255ZM223 154H226V153H223ZM223 154H221L222 157H225V156H223ZM229 154H230V153H229ZM237 154H238V153H236V155H237ZM243 154H240V155H243ZM72 155H73V154H72ZM203 155H204V154H203ZM208 155H209V154H208ZM221 155H220V156H221ZM230 155H232V153H231ZM261 155H260V156H261ZM232 156H234V158H235V155H232ZM232 156H231V157H232ZM77 157H78V156H77ZM211 157H212V155H211ZM222 157H221V158H222ZM228 157H230V156L228 155ZM231 157H230V159H231ZM238 157H239V155H238ZM202 158H203V156H202ZM204 158H205V157H204ZM207 158H208V157H207ZM234 158H232V159L234 160ZM236 158H237V156H236ZM236 158H235V159H236ZM256 158H257V156H256ZM258 158H260V157H258ZM78 159H79V158H78ZM78 159H77V160H78ZM114 159H115V158H114ZM211 159H212V158H211ZM230 159H229V160H230ZM232 159H231V160H232ZM237 159L239 160V158H237ZM260 159H261V158H260ZM262 159H264V156H262ZM222 160H225V158L222 159ZM222 160L220 159V161H219V160H218V161L221 162ZM229 160H228V161H229ZM238 160H237V161H238ZM213 161H214V160H213ZM215 161H216V159H215ZM228 161L225 160V162H224V163H226V165H227L226 167H228V168H232V167H229V166H228L227 163H230V162H228ZM256 161H257V160H256ZM200 162H201V160H200ZM222 162H223V161H222ZM222 162H221V163H222ZM234 162H235V161H234ZM239 162H241V161H239ZM243 162H244V161H242V163H243ZM258 162H262V161L259 160ZM232 163H233V162L231 161L230 164H232ZM242 163H241V164H242ZM111 164H112V163H110V165H111ZM114 164H115V163H114ZM114 164H113V165H114ZM198 164H199V163H198ZM207 164H208V163H207ZM218 164H220V163H218ZM230 164H229V165H230ZM233 164H234V163H233ZM235 164H238V162L235 163ZM235 164H234V165H235ZM210 165H211V164H210ZM223 165H224V164H223ZM244 165H245V163H244ZM244 165H242V166H243V169H244ZM248 165H249V164H248ZM213 166H215V165H213ZM224 166H225V165H224ZM232 166H233V165H232ZM235 166H236V165H235ZM237 166H238V165H237ZM237 166H236L235 170L237 169ZM242 166H240V164H239L238 167H240V169H241ZM252 166H253V167H252ZM111 167H112V166H111ZM209 167H210V166H209ZM220 167H221V166H220ZM226 167H225V168L223 167L224 170L226 169ZM260 167H263L262 163H261ZM204 168H205V167H204ZM218 168H219V167H217V165H216V169H215V167H214V169L212 170V168H211V170H212V171H215V170H217ZM248 168H249V167H248ZM248 168H247V169H248ZM252 168H253V169H252ZM221 169H222V168H221ZM221 169H220V171H223V170H221ZM233 169H234V168H232V171H231V172H232V174L234 175V173H235L236 171H234ZM240 169H239V171H240ZM258 169H256V170H258ZM68 170H69V169H68ZM73 170H74V169H73ZM114 170L116 171V168H115V167H114ZM230 170H231V169H230ZM230 170H229V173H228V174H230ZM237 170H238V169H237ZM250 170H251V171H250ZM252 170H253V171H252ZM71 171H72V170H71ZM76 171H78V170H76ZM204 171H205V170H204ZM217 171H219V170H217ZM217 171H216V172H217ZM245 171H246V170H245ZM247 171H248V170H247ZM69 172H70V171H69ZM207 172H208V171H207ZM225 172H228V170L225 171ZM243 172H244V171H243ZM72 173H73V174H72ZM72 173H71V174L74 175V172H72ZM109 173H110V172H109ZM112 173H113V172H111V174H112ZM120 173H121V172H120ZM203 173H204V172H203ZM236 173H237V172H236ZM257 173H258V172H257ZM257 173H255V174L258 175L259 173H258V174H257ZM210 174H211V173H210ZM214 174H215V173H214ZM217 174H218V176H221V175H222V172L220 173L221 175H219V173H217ZM224 174H226V173H224ZM232 174H231V175H232ZM240 174H241V173H240ZM243 174H245V173H243ZM255 174L252 175V176H255ZM263 174H264V172H263ZM263 174H260V175H263ZM77 175H78V174H77ZM118 175H119V174H118ZM204 175H205V174H204ZM226 175H227V174H226ZM237 175H238V174H237ZM247 175H248V174H245L244 176H245V177H248ZM249 175H250V174H249ZM112 176H113V175H112ZM114 176H115V175H114ZM212 176H214V175H212ZM222 176H223V175H222ZM222 176H221V178L223 179ZM235 176H236V175H235ZM244 176H243V177H244ZM75 177H76V176H75ZM119 177H121V176H119ZM224 177H226V176H224ZM237 177H238V176H237ZM239 177H240V176H239ZM239 177H238V178H239ZM210 178H211V177H210ZM221 178H220V179H221ZM238 178H236V183L239 181ZM241 178H242V176L240 177V179H241ZM248 178H249V177H248ZM257 178H258V177H257ZM257 178H256V177H255L254 179L250 178V179H252L253 181L251 180L252 182L250 181V183H246V184H248V185L246 186L247 188H246L245 186H244V187L242 186V188H245V190H244V189H242V190L245 191L246 194H245L244 196H246V197H237V196H238L237 193H238L241 189L238 190V189H236V188H237L236 186H235L236 188L232 186L233 189L235 188L236 190H238V192L236 193L237 196H236L235 194L233 195V192H234L235 190H233L232 192H230L231 195H233V196H230V193H226V194H229L230 197L228 196L229 199H228V198H225V199H228V204L226 205V203H224V205L228 206V210H229V208L232 210V211H231V214L233 213V214H232V215H233V219L229 216V218L231 219V221L233 220V222H232V223H233V227H231V226H232V225H231L232 223L229 221L230 219H228V221H229L231 224H229V223H227V224L229 225V227L233 228L232 230L234 231V234H233V231H231V232H232L233 236L235 235V236H234L235 240H234L232 237H231L230 239H231V240L233 239V240L235 241L236 245H238V246H240V245H239L240 243H241L242 245H245V243L243 244L242 242H243L245 239H248L247 241H249L251 244H253V246H255V247L258 249V248H262L261 245H263V247H264V244H263V242H264V217L262 216V214H260V205L262 204V203H261V202H262L261 200H263L264 198H260V195H262V194L259 195V190L257 189V188H258L257 184H262V187H264V186H263L264 181H263V183H259V181H262V179L260 178L259 181H258ZM115 179H116V178H115ZM115 179H114V180H115ZM215 179H216V178H215ZM218 179H219V178H218ZM222 179H221V180H222ZM224 179H225V178H224ZM226 179H227V178H226ZM228 179H229V178H228ZM234 179H235V178H234ZM234 179H233V181H234ZM237 179H238V180H237ZM208 180H209V179H208ZM212 180H213V179H212ZM241 180H242V179H241ZM241 180H240V182L245 181V179H244L243 181H241ZM246 180H248V179H246ZM256 180L258 181L257 184H256ZM206 181H207V180H206ZM217 182H218V180H217ZM217 182H216V183H217ZM219 182H220V181H219ZM219 182H218V183H219ZM221 182H222V181H221ZM221 182H220V183H221ZM227 182H228V181L226 180L225 183H227ZM231 182H232V181H230V179H229V183H231ZM234 182H235V181H234ZM234 182L231 183V184L233 185ZM240 182H238V184L242 185ZM247 182H248V181H247ZM119 183H120V182H119ZM212 183H215V182L212 181ZM223 183H224V182H223ZM229 183H228V184H229ZM74 184H75V183H74ZM74 184H73V185H74ZM221 184H222V183H221ZM246 184H244V185H246ZM212 185H213V184H212ZM224 185H226V184H223V186H224ZM119 186H120V185H119ZM214 186H215V184H214ZM220 186H221V185H220ZM226 186H228V185H226ZM79 187H80V186H79ZM216 187H218V186L216 185ZM224 187H225V186H224ZM230 187H231V186H230ZM230 187H229V189H230ZM259 187H260V189H263V188H261L260 185H259ZM210 188H211V187H210ZM210 188H209V189H210ZM225 188H226V190H227V187H225ZM209 189H208V190H209ZM223 189H224V188H223ZM231 190H232V189H231ZM242 190H241V191H242ZM263 190H264V189H263ZM81 191H82V190H81ZM216 191H217V190H216ZM216 191H215V192H216ZM219 191H220V190H219ZM219 191H217V192H219ZM124 192H125V191H124ZM215 192H214V193H215ZM217 192H216V195H217V194L219 195V193H217ZM221 192H222V190L220 191V194H221ZM224 192H226L225 189H224L223 193H224ZM227 192H228V190H227ZM235 192H236V191H235ZM260 192H264V191L261 190ZM223 193H222V194H223ZM240 193H241V192H240ZM242 193H244V192H242ZM263 194H264V193H263ZM119 195H120V193H119ZM122 195H123V194H122ZM122 195H121V196H122ZM125 195H126V194H125ZM125 195H123V196H125ZM214 195H215V194H214ZM220 196H222V195H219L218 197H220ZM242 196H243V195H242ZM263 196H264V195H263ZM207 197H208V196H207ZM225 197H226V195H225ZM119 198H120V197H119ZM209 198H210V197H209ZM120 199H122V198H120ZM124 199H125V197H124ZM216 199H217V198H216ZM219 199H220V198H219ZM260 199H261V200H260ZM208 200H209V199H208ZM118 201H119V200H118ZM118 201H117V199H116V203H117ZM120 201H121V200H120ZM122 201H123V200H122ZM214 201H215V200L213 199V202H214ZM263 201H264V200H263ZM213 202H212V203H213ZM221 202H222V201H221ZM121 203H122V202H121ZM124 203H125V202H124ZM124 203L122 204V207H123ZM208 204H209V203H208ZM213 204H215V203H213ZM216 204H217V202H216ZM220 204H221V203L218 202V205H220ZM222 204H223V202H222ZM116 205H117V204H116ZM118 205L120 206V203H119ZM224 205H223V206H224ZM77 206H78V205H77ZM82 206H83V205H82ZM211 206H212V205H211ZM216 206H217V205H216ZM120 207H121V206H120ZM213 207H215V206L213 205ZM217 207H218V206H217ZM217 207H216V208H217ZM219 207H221V205H220ZM224 207H225V206H224ZM222 208H223V207H222ZM225 208H226V207H225ZM78 209H79V208H78ZM117 209H119V207H118ZM122 209H123V208H122ZM122 209H120V210H122ZM124 209H126V208H124ZM217 209H220V208H217ZM80 210H81V209H80ZM80 210H79V211H80ZM228 210H227V211H228ZM86 211H87V209H86ZM86 211H85V212H86ZM125 211H127V210H125ZM217 211H220V210H217ZM229 211H230V210H229ZM262 211H263V210H261V212H262ZM223 212H225V211L223 210ZM77 213H78V211H77ZM210 213H211V212H210ZM219 213H220V212H219ZM220 214H221V213H220ZM222 214H223V213H222ZM222 214H221L220 217H224V216H222ZM225 214H226V213H225ZM245 214L248 216V219H249V220L251 221V223H252V225L250 224L251 226L248 225V227H249L248 229H247L246 227H244V225H242V223H244V221L242 220V218H244L243 216H244ZM85 215H86V214H85ZM124 215H125V214H124ZM223 215H224V214H223ZM226 215H227V214H226ZM246 215H245V217H246ZM120 216H121V215H120ZM120 216H119V217H120ZM216 216H217V215H216ZM82 217H83V216H82ZM121 217H122V216H121ZM209 217H210V216H209ZM123 218H124V216H123ZM213 218H214V217H213ZM227 218H228V216L226 217V220H227ZM78 219H80V218H78ZM84 219H86V218H84ZM125 219H126V218H125ZM224 219H225V217H224ZM246 219H247V217H246ZM246 219H245V221H246ZM248 219H247V221H248ZM122 220H124V219H122ZM80 221H81V220H80ZM84 221H86V220H84ZM210 221H211V220H210ZM222 221H223V220H222ZM222 221H221V219H220V222H222ZM247 221H246V222H247ZM86 222H87V221H86ZM118 222H119V221H118ZM120 222H122V221H120ZM125 222H127V221H125ZM125 222H124V223H125ZM215 222H216V221H215ZM246 222H245V223H246ZM89 223H90V222H89ZM89 223H88V224H89ZM210 223H211V222H210ZM216 223H217V222H216ZM218 223H219V222H218ZM80 224H81V223H80ZM83 224H84V223H83ZM121 224H122V223H121ZM121 224H119V225H121ZM127 224H128V223H126V225H127ZM214 224H215V223H214ZM224 224H226L225 221H224ZM81 225H82V224H81ZM91 225H92V224H91ZM124 225H125V224H124ZM221 225H222V224H221ZM19 226H20V225H19ZM225 226H226V225H225ZM245 226H247V223L245 224ZM83 227H84V226H83ZM129 227H130V226H129ZM221 227H223V226H221ZM221 227H220V228H221ZM214 228H215V227H214ZM214 228H213V229H214ZM231 228H229V229L231 230ZM244 228L247 229L248 237H246V236H247V232H246V235L243 233ZM120 229H121V228H120ZM221 229H224V228H221ZM215 230H216V229H215ZM218 230H219V229H218ZM224 230H226V227H225ZM227 230H228V226H227ZM230 230H228V231H230ZM89 231H90V230H89ZM219 231H220V230H219ZM23 232H24V231H23ZM220 232H221V231H220ZM88 233H89V232H88ZM129 233H130V231H129ZM223 233H225V232H223ZM223 233H222V234H223ZM123 234H125V233H123ZM232 234H230V235H232ZM94 236H95V235H94ZM223 236H224L223 238H225V235H223ZM227 236H229V234H228ZM221 237H222V236H221ZM229 237H230V236H229ZM125 238H126V237H125ZM89 239H90V236H89ZM119 239H120V238H119ZM227 239H228V237L226 238V240H227ZM216 240H217V239H216ZM221 240H222V239H221ZM228 240H229V239H228ZM89 241H90V240H89ZM234 241L230 242L229 245H231V243L234 244ZM247 241H245V242H247ZM92 242H93V241H92ZM94 242H95V241H94ZM224 242H225V241H224ZM224 242L221 241V243H224ZM249 242H248V244H249ZM89 243H90V242H89ZM218 244H219V243H218ZM225 244H226V243H225ZM227 244H228V242H227ZM221 245H222V244H221ZM221 245H220V246H221ZM229 245H226V246H228V249L231 250L232 247L229 248ZM236 245H234V246L237 247ZM223 246H225V245L223 244ZM246 246L252 247L250 244H249V245H246ZM89 247H90V246H89ZM249 247H248V249H249ZM127 248H128V247H127ZM119 249H120V247H119ZM129 249H130V248H129ZM134 249H135V248H134ZM216 249H217V248H216ZM221 249H222V248H221ZM238 249H239V248H238ZM238 249H237V250H238ZM254 249H255V248H254ZM218 250H219V249H218ZM235 250H236V249H235ZM237 250H236V251H237ZM243 250H244V246L242 247V251H240V252H243ZM258 250H261V249H258ZM258 250H257V251H258ZM263 250H264V249H263ZM126 251H127V250H126ZM220 251H221V250H220ZM232 251H234V250L232 249ZM232 251H231V252L229 251L228 253H232ZM245 251H246V252L248 251V250H247V247H246ZM249 251H250V250H249ZM249 251H248V252H249ZM251 251H252V252H255V250H253V248H252ZM119 252H120V251H119ZM128 252H130V251H128ZM221 252H222V251H221ZM224 252L226 253V249L224 250ZM238 252H239V250H238ZM238 252H236V253H238ZM248 252H247V253H248ZM259 252L263 253L264 251H263V252H262V251H259ZM120 253H122V252H120ZM228 253H227V254H228ZM236 253L234 252L235 255H236ZM249 253H251V252H249ZM255 253H256V252H255ZM130 254H131V253H130ZM221 254H222V253H221ZM238 254H239V253H238ZM263 254H264V253H263ZM223 255H224V256H223ZM225 255H226V254H222L223 257H226ZM241 255L244 257L246 254H245V255L240 254V256H241ZM247 255H248V254H247ZM251 255H253V254H251ZM118 256H119V255H118ZM212 256H213V254H212ZM222 256H220V257H222ZM236 256H239V255H236ZM254 256H255V255H254ZM93 257H94V256H93ZM121 257H122V255H121ZM233 257L235 258V256H232V255H231L232 261H233ZM246 257H247V256H246ZM251 257H252V256H251ZM118 258H119V257H118ZM238 258H239V257H238ZM238 258H237V260H241V258H240V259H238ZM85 259H86V258H85ZM94 259H95V258H94ZM96 259H97V258H96ZM254 259H255L254 264H264V256L260 255L258 252H257V254H256V256H255ZM92 260H93V259H92ZM122 260H123V259H122ZM221 260H222V259H221ZM224 260L227 261V259H224ZM228 260H229V259H228ZM230 260H231V259H230ZM234 260H235V259H234ZM250 260L253 261L252 258H251ZM235 261H236V260H235ZM243 261H244V262H242V261H238V262L246 264V263H245V260H243ZM91 262H92V261H91ZM223 263H225V262H223ZM236 263H237V262H236ZM236 263H235V264H236ZM247 263H248V262H247ZM87 264H88V263H87ZM233 264H234V263H233ZM237 264H238V263H237ZM248 264H249V263H248ZM251 264H253V263H251Z\"/></svg>",
    "mask_w": 264,
    "mask_h": 264
}]
</instances>
